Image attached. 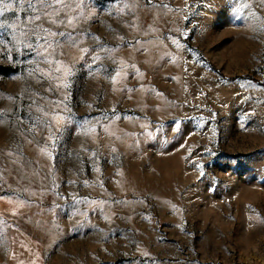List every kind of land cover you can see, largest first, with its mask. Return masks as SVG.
Instances as JSON below:
<instances>
[{"label":"rangeland","instance_id":"obj_1","mask_svg":"<svg viewBox=\"0 0 264 264\" xmlns=\"http://www.w3.org/2000/svg\"><path fill=\"white\" fill-rule=\"evenodd\" d=\"M4 3L21 37L27 0ZM78 3L74 26L54 28L76 42L58 37L53 57L73 70L74 119L52 159L36 106L65 91L30 76L49 66L16 42L0 46L15 71L0 73V264H264V2Z\"/></svg>","mask_w":264,"mask_h":264},{"label":"snow or ice","instance_id":"obj_2","mask_svg":"<svg viewBox=\"0 0 264 264\" xmlns=\"http://www.w3.org/2000/svg\"><path fill=\"white\" fill-rule=\"evenodd\" d=\"M19 2L21 4V11H25V8L23 7L24 0H19ZM148 2L151 3V0H148ZM262 2H264V0H262ZM79 3H83V0H79ZM79 3L77 6H79ZM0 4L3 5V7H0V17H3L5 12L13 7V4L4 3V0H0ZM117 5H122L118 8V11L123 12L125 8L130 10L131 7L135 5V0H133L131 5L124 3V0H113V6L115 7ZM244 6L247 7V5ZM27 9H31V14L24 19H21L19 16L17 17V20H20V22L24 24V29L21 32L22 38L15 35L17 24H7L3 20H0V31L8 33V38H0V46L7 47L12 45L13 42H16L14 48L16 52H19L21 55H30V59L27 63L32 65L47 64L49 66L47 71L38 67H32L29 69L28 74L37 77V82H42L43 79H47L50 84L55 82V87L57 89H63L65 91L63 99L48 101L53 109L52 111H44L38 105L36 106L37 111L42 113L43 119L37 117L33 126H39L42 129L47 128L48 140L51 141V148L45 146L42 147L40 151L48 156L49 159H52V153L55 150L56 142L59 139L57 133L62 131V127L65 124L73 122L74 119L73 115H64V113H71L72 111L67 101L71 96V93L68 90L71 88V76L73 75V70L61 61L55 60L53 57L56 48L60 47L62 43L60 39H57L58 37H63L65 40L72 41L73 44L76 42V38L73 37L71 33L58 32L55 31L54 28L61 25L65 27H73L74 21L78 20L80 17L69 15L70 11L75 10L72 6V0H27ZM46 23L51 24L53 27H45ZM9 29L11 31H9ZM173 42L176 43L178 48L181 47L177 41L174 40ZM100 50L109 53L115 51L114 49H105L103 45ZM82 52L88 54L89 49H82ZM7 59L13 64H19L22 62L15 59L11 54L8 55ZM91 59L94 64L96 61L100 60L101 57L96 55L92 56ZM121 65L122 67L116 69L115 75L111 77L113 84L119 83L120 79L126 78L125 68L127 66L123 65V62H121ZM133 67L135 66L133 65ZM89 70L91 73V64L89 65ZM46 90L51 91V87ZM129 91H134V89H129ZM40 98L46 99L43 96ZM9 99H11V97H9ZM33 105H35V101H33ZM105 119H107V117H105ZM115 119H120V117L117 116ZM53 123L59 125L55 132L52 129ZM91 123V120H85L79 125L82 134L87 135L96 131L95 126L86 127V125H90ZM97 123L100 124V121L97 120ZM101 127L107 130V125L101 124ZM29 142L31 143V141ZM113 151H115V149H113ZM93 156H95V153H93ZM96 171L99 172V169L97 168ZM77 203L98 204L97 201H77ZM20 204L22 205L23 201H20Z\"/></svg>","mask_w":264,"mask_h":264},{"label":"trees","instance_id":"obj_3","mask_svg":"<svg viewBox=\"0 0 264 264\" xmlns=\"http://www.w3.org/2000/svg\"><path fill=\"white\" fill-rule=\"evenodd\" d=\"M15 72L14 70H12L11 68H1L0 67V73H3V74H11Z\"/></svg>","mask_w":264,"mask_h":264}]
</instances>
